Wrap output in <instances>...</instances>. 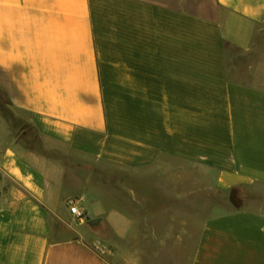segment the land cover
Segmentation results:
<instances>
[{"label": "crops", "instance_id": "crops-1", "mask_svg": "<svg viewBox=\"0 0 264 264\" xmlns=\"http://www.w3.org/2000/svg\"><path fill=\"white\" fill-rule=\"evenodd\" d=\"M0 90L60 146L0 139V264L144 252L111 166L137 193L193 165L223 191L264 187V0H0ZM199 219L189 264H264V211Z\"/></svg>", "mask_w": 264, "mask_h": 264}, {"label": "rangeland", "instance_id": "rangeland-1", "mask_svg": "<svg viewBox=\"0 0 264 264\" xmlns=\"http://www.w3.org/2000/svg\"><path fill=\"white\" fill-rule=\"evenodd\" d=\"M0 139L50 158L57 157L60 148L38 132L29 114L9 106L1 90ZM104 168L109 167L98 166L97 178ZM109 173L113 200L133 216L135 238L144 243V252L133 250L127 255L130 264L142 259L150 264H189L200 234L201 213L237 208L264 211V187L223 191L213 186L209 173L195 165L191 172H157L154 179L159 185L151 188L148 182L149 187L139 193L134 172L111 166Z\"/></svg>", "mask_w": 264, "mask_h": 264}, {"label": "built area", "instance_id": "built-area-1", "mask_svg": "<svg viewBox=\"0 0 264 264\" xmlns=\"http://www.w3.org/2000/svg\"><path fill=\"white\" fill-rule=\"evenodd\" d=\"M67 204H68V206L70 207V212H71V214L74 216V218H75L76 220H81V219L84 218L85 213L82 212V211L79 209V207H78L77 204H76V200H75V199H69V200L67 201Z\"/></svg>", "mask_w": 264, "mask_h": 264}]
</instances>
